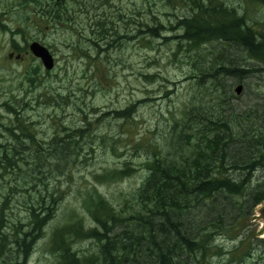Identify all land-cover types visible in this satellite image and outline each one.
<instances>
[{
  "label": "trees",
  "instance_id": "trees-1",
  "mask_svg": "<svg viewBox=\"0 0 264 264\" xmlns=\"http://www.w3.org/2000/svg\"><path fill=\"white\" fill-rule=\"evenodd\" d=\"M16 1L45 8L43 15L52 25L72 20L64 16L65 0ZM251 1L264 7V0ZM148 14L149 21L139 23L136 34L165 41L162 33L167 30L158 15ZM173 19L175 26L169 29H179L176 39L192 52L188 79L194 82L195 95L173 120L163 145L147 151L142 181L128 193L122 208L91 188L80 198L89 223L83 224L72 211L67 223L51 229L47 241L51 264H264V240L245 236L246 217L264 200V21H249L224 0H189L188 11ZM113 25L106 19L96 25L105 35L116 36L102 45L89 40L97 54L120 39ZM98 40L103 42L104 37ZM217 49L236 50L253 65L243 68L224 61ZM38 68L33 66L27 76L34 78ZM223 77L237 83L256 79L249 107L236 110L229 105L220 84ZM33 78L28 80L31 90ZM137 104L99 118L111 114L128 120ZM0 106L13 117L11 125H0L10 138L0 141V171L15 168L14 156L25 150L38 160L31 172L42 173L44 167L46 172L63 170L77 160L83 139L94 131L84 120L63 137L53 135L43 147L28 126L18 127L19 111L12 104L5 101ZM134 172L123 163L92 179L97 184L121 181ZM255 174L260 176L254 180ZM41 185L35 194H28L26 223L13 225L14 232L8 231L4 212L8 200L2 199L0 264H26L42 229L55 217L59 197L53 198L47 185ZM21 225L24 231L19 230ZM75 241L91 242L95 249L78 255L72 249Z\"/></svg>",
  "mask_w": 264,
  "mask_h": 264
},
{
  "label": "rangeland",
  "instance_id": "rangeland-1",
  "mask_svg": "<svg viewBox=\"0 0 264 264\" xmlns=\"http://www.w3.org/2000/svg\"><path fill=\"white\" fill-rule=\"evenodd\" d=\"M224 1L249 21H264L261 5L251 0ZM17 3L0 0V105L5 101L12 104L19 111L18 127L28 126L43 147L53 135L63 137L67 129L82 126L84 120L94 130L83 139L77 160L63 170L46 172L44 167L42 173L31 172L38 160L20 148L22 154L13 158L17 168L0 171V203L3 198L8 200L4 212L10 232L15 230L13 225L26 223L28 194H35L41 184L47 185L53 198L59 197L55 217L42 229L26 263L51 264L53 257L47 243L51 229L67 223L72 211L83 224L89 223L80 198L91 188L116 208H122L128 193L142 181L141 165L147 151L163 145L173 120L179 118L195 95L194 82L188 79L192 74V52L185 42L176 39L180 30H170L175 26L173 17L188 11L189 0H65L64 16L72 20L58 25L46 19L45 8ZM148 11L158 15L166 28L162 33L165 41L136 34L139 23L149 21ZM105 19L114 24L120 39L97 54L89 40L102 45L116 38L96 26ZM31 41L45 46L52 55L54 65L50 71L43 70L28 52ZM205 48L209 50L210 46ZM220 53L224 61L228 59L243 68L253 65L236 50L217 49L216 54ZM33 66H39L34 78L27 76ZM30 78L34 79L32 90ZM255 80L248 78L237 83L231 77H223L220 84L226 89L224 96L229 105L236 110L249 107L251 93L257 87ZM237 85H242V90L236 96L233 89ZM136 102L135 112L128 120L114 119L111 114L99 118ZM12 121L13 117L0 106V125H11ZM9 140L0 127V141ZM123 163L135 172L121 181L94 183L95 174L120 168ZM259 176L255 174L254 180ZM246 218V239H264V200ZM19 230L25 229L21 225ZM74 243L72 249L78 255L95 249L91 242Z\"/></svg>",
  "mask_w": 264,
  "mask_h": 264
},
{
  "label": "water",
  "instance_id": "water-1",
  "mask_svg": "<svg viewBox=\"0 0 264 264\" xmlns=\"http://www.w3.org/2000/svg\"><path fill=\"white\" fill-rule=\"evenodd\" d=\"M54 2H58L59 0H53ZM27 50L30 53V55L37 59L42 66L43 70L50 71L53 68L54 65V59L48 49L41 45L40 43L36 41H31L27 45ZM242 90V87L240 85H237L233 89L234 95H239L240 91Z\"/></svg>",
  "mask_w": 264,
  "mask_h": 264
},
{
  "label": "flooded vegetation",
  "instance_id": "flooded-vegetation-1",
  "mask_svg": "<svg viewBox=\"0 0 264 264\" xmlns=\"http://www.w3.org/2000/svg\"><path fill=\"white\" fill-rule=\"evenodd\" d=\"M8 57H11V54H9ZM16 57H18V56H16Z\"/></svg>",
  "mask_w": 264,
  "mask_h": 264
},
{
  "label": "bare ground",
  "instance_id": "bare-ground-1",
  "mask_svg": "<svg viewBox=\"0 0 264 264\" xmlns=\"http://www.w3.org/2000/svg\"><path fill=\"white\" fill-rule=\"evenodd\" d=\"M242 87V85H240ZM236 87V86H235Z\"/></svg>",
  "mask_w": 264,
  "mask_h": 264
}]
</instances>
